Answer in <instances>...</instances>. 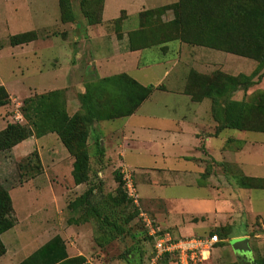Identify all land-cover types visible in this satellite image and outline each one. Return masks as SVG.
<instances>
[{
  "label": "crops",
  "instance_id": "0c3cea01",
  "mask_svg": "<svg viewBox=\"0 0 264 264\" xmlns=\"http://www.w3.org/2000/svg\"><path fill=\"white\" fill-rule=\"evenodd\" d=\"M102 1V21L91 25L84 16L85 20L78 19L77 14L74 21L63 22L60 0H0V12L11 13L0 19L6 21L4 27L10 33L8 37L53 28L56 23L69 31L68 38L58 43H55L57 38L47 41L38 34L35 40L14 46L19 51L10 54L12 58L28 59L16 65L24 75L33 70L46 78L37 82L23 78L11 87L0 79V85L6 88L15 106H21L25 98L35 94L64 89L70 114L81 109L80 97L88 93L94 102L101 103L102 108L117 106L127 110L131 107V104L121 103L122 89L119 86L113 85L112 81L103 85L99 83L101 79L126 74L143 86L153 85L150 96L132 113L94 121L88 137L90 154L99 155L101 160L110 159L112 166L120 167L121 171H130L141 207L170 229L175 237L217 234L220 241L213 247L205 264H256L258 257L264 258V131L218 130L221 121L214 108L215 103L225 107V100L247 102L255 94L264 93V75L258 80L264 68L247 89L221 90L222 85L213 88L207 85L204 75L217 71L228 76L250 75L256 68L250 72H243L240 67L231 69L235 68L236 61L223 62L221 67H216L218 63L215 62L208 66L207 55L194 50L179 51L181 58L178 60L161 55L153 57L147 51L150 48L158 47L166 55L170 43H187L172 40L145 47L142 42L130 37V32L140 27L142 12L168 7L160 15H155L153 20L158 18L169 22L175 17L172 6L179 0ZM135 16L138 17V26L127 29L125 24ZM44 43L45 46L49 43L52 48H43ZM65 45L69 48L66 49ZM99 49L104 53L94 55ZM46 50L51 53L43 58L39 52ZM254 64L257 67L256 61ZM8 109L9 104L0 107V115L3 114L0 130L13 122L10 114L5 116ZM16 118L19 123L26 122L21 111ZM53 134L57 136L56 133L33 134L8 153L0 151V181L3 184L8 178L5 167L9 164L7 154L20 158L34 150L38 152L43 175L49 184L44 189L34 186V192L38 193L34 201L36 206L32 207L33 199L26 195L23 202L26 212L22 218L34 217L44 221L39 226L40 230L29 226L33 230L28 233L29 236L36 235L38 238L48 232L54 233L33 250L27 249L25 244L24 248L22 239H18V250L25 249L24 254L30 252L25 256L27 258L59 235L65 240L69 257H87L85 251L74 246L73 241L68 243L75 229L61 222V216L66 213L63 208L65 201L62 205L58 200L63 198L64 188L60 182L50 178L51 174L60 178L67 171L72 174L74 158L65 146L64 149L58 143L55 147L39 146L43 140L53 138ZM55 139L60 141L58 136ZM98 141L100 146H97ZM8 190L11 195V190ZM40 191L43 193L40 194ZM69 211L72 216L76 214L71 209ZM241 238L248 239L250 252L234 249L233 243ZM8 254L6 246L0 264H19L22 261H16L18 257L14 259ZM164 259H167L164 264H175L169 256L161 260Z\"/></svg>",
  "mask_w": 264,
  "mask_h": 264
},
{
  "label": "trees",
  "instance_id": "16d2710c",
  "mask_svg": "<svg viewBox=\"0 0 264 264\" xmlns=\"http://www.w3.org/2000/svg\"><path fill=\"white\" fill-rule=\"evenodd\" d=\"M72 3V0H60L63 22L75 20ZM80 5L83 16L89 24H98L102 21V0H80ZM167 8L142 12L140 27L130 32V37L136 42H142L145 47L180 40L187 44L210 47L253 59L257 62V67L250 75L228 76L217 71L204 77L208 82L207 85L213 88L222 85L221 90H234L239 87L247 89L255 83V76L264 68V0H179L172 6L175 15L173 20L169 22H162L158 18L153 20L155 15H160ZM96 13H98L97 17ZM152 21L156 23L153 24ZM37 37L38 32L31 30L11 35L9 43L16 46L31 42ZM2 47L3 44L0 43V49ZM263 75L264 71L259 75L258 80ZM108 81H112L113 85L123 90V93L121 90V103L131 104V107L127 110L117 106L112 109L102 108L101 103L94 102L88 93L80 97L81 109L70 114L66 106L64 89L35 94L25 98L20 107L26 122H9L0 130V151L11 150L33 134L41 136L56 133L74 158L72 170L74 183H88L92 177L88 137L94 121L132 113L154 90L153 85L143 86L126 74L104 78L99 83L106 85ZM225 101V107L215 103V113L221 121L218 130L235 128L264 131V93L255 94L247 102ZM10 102L8 91L0 85V107ZM97 146H100V141L97 142ZM30 155L19 167L26 169V172L35 171L31 175L34 177L42 173V164L37 151H33ZM97 158L101 161L102 157L97 155ZM114 172L116 180L123 187V174L119 169ZM101 182L99 181V185ZM99 185H90L80 197L69 202L68 208L76 212L71 218L72 223L74 218L77 224L87 221L95 223L97 231L102 236L99 245L104 248L110 242L120 240L129 233L130 222L133 216H139V210L132 204L126 190L122 196L123 201L126 200V207L129 205L134 208V214L127 213L122 199L117 197L107 196L94 202L93 192L100 187ZM13 210L12 197L0 183V257L6 253V245L1 235L16 222L13 217H9ZM223 234L226 233L223 231ZM84 262H86L85 256L69 257L65 240L57 235L19 264H83ZM256 264H264V258L258 257Z\"/></svg>",
  "mask_w": 264,
  "mask_h": 264
},
{
  "label": "rangeland",
  "instance_id": "374dc122",
  "mask_svg": "<svg viewBox=\"0 0 264 264\" xmlns=\"http://www.w3.org/2000/svg\"><path fill=\"white\" fill-rule=\"evenodd\" d=\"M73 10L74 13L77 14V18L81 19L83 16V11L81 10L80 0H72ZM11 13L2 11L0 12V19L5 18L9 16ZM95 16H98V13L95 14ZM61 18V14H60ZM82 20H85L82 18ZM138 17H132L130 18L127 23L125 24V27L127 29H134L138 26ZM6 21L0 20V43L3 44L2 49L0 50V79L3 82H6L10 87L14 86V84H17L18 81L25 78V80L31 81V82H37L40 81L41 78H46V76H40L37 75L36 71L29 70L27 73L29 75H24L18 68H16L17 64H22V62L28 61V59H24V57H16L12 58L10 57V54L12 52L17 53L19 50H17L14 46L10 45L9 43V31L6 30L7 27L5 26ZM11 32V30H10ZM69 31L66 30V28L60 27L57 23L55 24V27L53 28H45L38 31V34L40 37H42L44 40H52L54 38H57L58 40H55V43L57 41H61L63 38H68ZM50 43V41H49ZM44 43V47H47V49L52 48L50 44ZM58 43V42H57ZM170 50L165 55L161 52V50L158 47H153L148 49L147 51L153 55V57H156L157 55H161L163 57H167L170 59L178 60L180 57V52L185 51H196L199 53H204L207 55V65L212 66V64L218 63L215 66L221 67L222 63H227L231 61H236L234 63L235 68L231 69H237L241 68L240 70L243 72H250L251 70L256 68L255 61L249 60L244 57H240L237 55H233L224 51L215 50L211 48L206 47H199V46H190L187 44H181L180 42H173L170 43ZM66 49L69 48L68 45L64 46ZM182 49V50H181ZM71 50V49H70ZM75 52V49L73 50ZM180 51V52H179ZM40 55H43L44 57H47L50 55L51 52L48 50L39 52ZM101 53H104V50H97L94 55H99ZM36 62L37 60H34ZM7 64V65H6ZM232 66V67H234ZM26 74V73H25ZM21 106H15L12 105V102L9 103V109L7 110V116L8 114L11 115V121L17 122V114L20 112ZM3 115V114H1ZM0 115V119L1 116ZM3 116V118L5 117ZM51 139L43 140L40 142L39 146L40 148L45 147H55L56 143L60 147H64V145L58 140L55 139L57 137L56 135H52ZM46 143V144H45ZM42 144V146H41ZM92 147V146H90ZM10 150H6L8 153ZM36 151V150H34ZM31 154V153H30ZM29 154V155H30ZM28 156V155H27ZM20 157V158H14L11 154H7V158L9 159V164H6L5 167L8 169V178L4 179V184L0 181L1 185L6 189H10L11 196L14 200L13 203V213L9 214V217H13V219L16 221L14 226L8 230L2 235V239L5 242V245L8 247L9 250V256L13 257L14 259L17 258L16 261L23 260L26 255H28L30 252L25 253V249L18 250L20 248L19 241L22 239V245L27 247L29 250H33L40 246V244L44 243V241L54 232H48L46 235L36 238V235L29 236L28 233H32L33 230L29 228V226L38 227L42 226L44 221L42 220H35L34 217H31L30 219H23L22 216L25 215V206L23 205V202L26 200L27 196L32 200V207L35 205V196L38 195L37 191L34 192L35 188L34 186L39 187V189H44V186L49 185L47 181V177L43 175V172L41 174H36L34 177H31V175L35 172H26V169H20L19 165L25 163L26 157ZM31 156V155H30ZM34 159V155H33ZM91 164H92V172H91V179L88 183H81V184H75L72 174L67 171L62 173V176L60 178H55L54 174L50 175V178L53 181L60 182L61 185L64 188V195L63 198L59 199L58 201L63 205V200L65 201V204L63 205L64 210H66V218H64V215L61 216V221L64 224H67L69 227H73L75 229V233H73L70 236L69 242H74V246L76 248H80L87 254L85 257L86 260H89L85 264H152V258L154 257V242L152 238L148 235L147 229L145 228L143 222L139 218V216H133L134 218L130 222V228L129 233L126 234L124 237H121L120 240L116 239L112 242H110L108 245H106L104 248L99 245L101 243L102 236L97 231L96 225L93 221H87V222H81L79 224L75 223V218L73 219V223L71 222L72 219L70 217L72 216L71 211L68 209V203L78 197H80L88 188L90 185L98 184L99 181H102L100 183V187L97 188L96 191L93 192L94 202L100 201L101 199H104V197H117L119 199H122L123 201V194L125 191L124 186L121 187L119 182L115 178V170L119 169L121 171V168H116L115 166H112V161L110 159H102L101 161L98 160L97 155H91ZM123 174V171H121ZM36 177H40L37 181L35 180ZM35 180V181H34ZM34 181V182H32ZM44 182V183H43ZM62 188V190H63ZM67 189V190H65ZM9 192V190H8ZM28 192V193H27ZM40 194L43 193V191L39 192ZM45 193V190H44ZM27 195V196H26ZM22 205H21V203ZM25 203V202H24ZM124 207L127 209V213L134 214L135 210L132 206L129 207V205L126 207V200L123 201ZM36 206V205H35ZM12 214V215H11ZM12 219V220H13ZM66 219V220H64ZM70 219V220H69ZM53 222V221H49ZM61 223V224H62ZM60 226V223H59ZM61 227V226H60ZM71 227V228H72ZM41 229V228H40ZM39 229V230H40ZM51 230V228H48ZM19 239V241H18ZM24 246V248H26ZM23 258V259H22ZM226 258V254L224 255V259ZM167 261V259L161 260L156 264H164V262ZM208 261V260H207ZM206 261V262H207ZM204 262V264L206 263Z\"/></svg>",
  "mask_w": 264,
  "mask_h": 264
},
{
  "label": "built area",
  "instance_id": "2783aa9c",
  "mask_svg": "<svg viewBox=\"0 0 264 264\" xmlns=\"http://www.w3.org/2000/svg\"><path fill=\"white\" fill-rule=\"evenodd\" d=\"M123 181L128 197L139 210V218L154 242L152 264L158 263L166 256L171 257L175 264H204L210 259L213 247L220 241L217 234L175 237L170 229L141 207L139 193L130 171H123Z\"/></svg>",
  "mask_w": 264,
  "mask_h": 264
},
{
  "label": "water",
  "instance_id": "95a60500",
  "mask_svg": "<svg viewBox=\"0 0 264 264\" xmlns=\"http://www.w3.org/2000/svg\"><path fill=\"white\" fill-rule=\"evenodd\" d=\"M233 247L238 252L247 253L250 252V247L248 245V239L247 238H241L238 239L233 243Z\"/></svg>",
  "mask_w": 264,
  "mask_h": 264
}]
</instances>
